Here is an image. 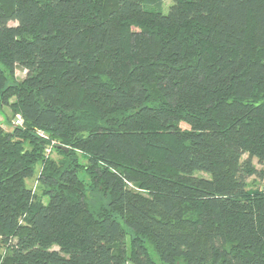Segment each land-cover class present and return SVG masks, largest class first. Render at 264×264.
Listing matches in <instances>:
<instances>
[{
  "label": "trees",
  "instance_id": "1",
  "mask_svg": "<svg viewBox=\"0 0 264 264\" xmlns=\"http://www.w3.org/2000/svg\"><path fill=\"white\" fill-rule=\"evenodd\" d=\"M164 1L0 0V264H264V0Z\"/></svg>",
  "mask_w": 264,
  "mask_h": 264
},
{
  "label": "rangeland",
  "instance_id": "2",
  "mask_svg": "<svg viewBox=\"0 0 264 264\" xmlns=\"http://www.w3.org/2000/svg\"><path fill=\"white\" fill-rule=\"evenodd\" d=\"M42 2H45L46 0H40ZM163 7H162V12L166 13L167 12V8L170 5V1L169 0H165L163 3ZM25 77V71L21 70V69H17L15 72V76L13 78V81L11 80V78H8V83L7 86H11L13 84H18L20 83ZM15 102V98L11 97V99L9 100V104L7 106H2L0 107V127L5 131V132H11L12 129L14 128L13 126V120L19 116V113L14 112L13 108L11 107ZM17 128H24V123H22L21 127H17ZM36 136L38 138H40L39 134H42L45 139L44 140L46 143L42 146V155L45 159H51L54 160L56 162H58L59 160H61V154L59 153V151L57 150V148H59L61 145L57 140L51 139L49 137V135H47L46 133L42 132V131H36ZM66 151L70 150L68 148L64 149ZM79 157L82 156V153L77 152L76 153ZM83 162V161H82ZM253 163L255 164L256 168L258 170H263V168H261L260 166L256 165V161L254 160ZM40 172V166H36L35 168V173L33 175L32 178L26 180V186L27 188L31 189L34 193L36 194H40L39 191V184L37 183V176ZM197 177H203V178H209L206 174L203 173H195L194 174ZM79 178L83 181V185L86 187V193L89 197V204L95 208V209H100L101 207H106L108 204V200L107 198L104 196V193L99 190V188H93L91 185L90 180L88 179L87 176H85L83 171H80L78 174ZM262 180L263 177H252L250 179H248L247 183H248V188L250 190H261L262 187ZM130 189L133 190V192L135 194H138L142 197L146 196V192L138 187L135 186H131L128 185ZM43 203H46L45 199H42ZM126 237H125V242H126V247L129 248V241L132 238V236L128 233L129 231L126 230ZM144 242V245L146 247V250L150 256V259L152 260V262H154L155 264H162L159 261L158 258V254L154 248V246L146 239H142ZM14 244V240L11 241V243L7 244V245H3L0 242V257L1 259L6 258L9 255V250L11 248V245ZM126 264H134L132 258H131V252L128 251V255H127V261ZM176 264H183L182 262L178 261Z\"/></svg>",
  "mask_w": 264,
  "mask_h": 264
},
{
  "label": "built area",
  "instance_id": "3",
  "mask_svg": "<svg viewBox=\"0 0 264 264\" xmlns=\"http://www.w3.org/2000/svg\"><path fill=\"white\" fill-rule=\"evenodd\" d=\"M22 123H23V119L20 116H17L13 120V126L14 127H21ZM39 136H40V138L45 139V137L42 134H39ZM261 189L264 190V177H263V180H262V187H261Z\"/></svg>",
  "mask_w": 264,
  "mask_h": 264
}]
</instances>
